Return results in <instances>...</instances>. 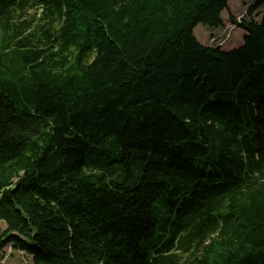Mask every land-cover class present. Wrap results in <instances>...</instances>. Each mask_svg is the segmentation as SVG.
<instances>
[{"label":"trees","instance_id":"obj_1","mask_svg":"<svg viewBox=\"0 0 264 264\" xmlns=\"http://www.w3.org/2000/svg\"><path fill=\"white\" fill-rule=\"evenodd\" d=\"M228 2L0 0V253L264 264V0L194 36Z\"/></svg>","mask_w":264,"mask_h":264},{"label":"rangeland","instance_id":"obj_2","mask_svg":"<svg viewBox=\"0 0 264 264\" xmlns=\"http://www.w3.org/2000/svg\"><path fill=\"white\" fill-rule=\"evenodd\" d=\"M258 0H229L228 10L222 12L221 18L223 21V27L219 29H213L203 25H198L194 29V36L197 41L205 47L216 48L220 47L223 51H230L241 47L243 37L241 35L242 30L233 27L229 21V17H233L236 21L246 19V12L251 8ZM35 9L29 8L26 12H18L13 16L12 24L23 25L25 28V34H31L34 32V28L39 24V18ZM263 14V9H259L252 16L257 22L260 21ZM0 30L1 27H0ZM0 32V47H2V38ZM241 45V46H240ZM2 79H8V77L2 76ZM12 79V78H11ZM5 229V226L0 222V233ZM0 264H33L31 257L11 250L10 246L6 247L0 253Z\"/></svg>","mask_w":264,"mask_h":264},{"label":"crops","instance_id":"obj_3","mask_svg":"<svg viewBox=\"0 0 264 264\" xmlns=\"http://www.w3.org/2000/svg\"><path fill=\"white\" fill-rule=\"evenodd\" d=\"M241 35H242L243 38L246 36L243 32H241ZM240 44L242 45L243 44V41H242V43L240 42ZM235 49H237V48L235 47Z\"/></svg>","mask_w":264,"mask_h":264}]
</instances>
